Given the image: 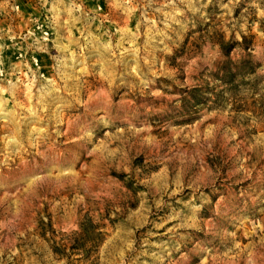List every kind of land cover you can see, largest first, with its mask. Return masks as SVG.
I'll return each instance as SVG.
<instances>
[{
  "label": "rangeland",
  "instance_id": "1",
  "mask_svg": "<svg viewBox=\"0 0 264 264\" xmlns=\"http://www.w3.org/2000/svg\"><path fill=\"white\" fill-rule=\"evenodd\" d=\"M0 66V264H264V0H0Z\"/></svg>",
  "mask_w": 264,
  "mask_h": 264
},
{
  "label": "built area",
  "instance_id": "2",
  "mask_svg": "<svg viewBox=\"0 0 264 264\" xmlns=\"http://www.w3.org/2000/svg\"><path fill=\"white\" fill-rule=\"evenodd\" d=\"M18 57L21 58L22 56L19 54ZM29 63H30V68L32 71L40 73V70H41L40 69V63H39V60L37 59V57H35V56L31 57L29 60ZM4 75L5 74H4L3 68L0 66V77H4Z\"/></svg>",
  "mask_w": 264,
  "mask_h": 264
}]
</instances>
